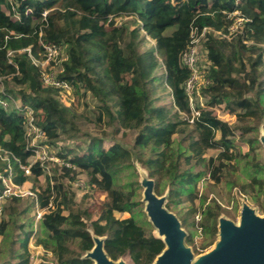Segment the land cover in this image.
<instances>
[{
  "label": "trees",
  "instance_id": "obj_1",
  "mask_svg": "<svg viewBox=\"0 0 264 264\" xmlns=\"http://www.w3.org/2000/svg\"><path fill=\"white\" fill-rule=\"evenodd\" d=\"M44 10V23L50 31L44 32L42 39L64 46L67 55L57 78L77 90L81 83L90 91L98 101V119L104 114L118 128L135 130L134 152L153 181V192L164 196L167 204L178 205L184 199L190 204L179 216L182 226L189 230L200 226L204 235L214 237L221 209L214 201L202 211L198 209L197 183L204 173L208 181L220 183L241 160H245L251 177L239 184L240 191H252V199L264 213L263 166L254 161L255 150L263 149L258 125L264 118V0H0V76L3 84L11 77L22 85L18 98L32 107L34 122L43 130L44 143L49 147L74 124L75 113L59 101L57 88L43 82L29 55L42 58L38 32ZM233 11L244 18L239 28L242 34L227 38L209 31L200 41L210 80L200 93L211 107L223 104L236 116L237 124L230 125L198 104L199 114L189 121L191 110L184 83L191 70L181 63V55L188 45L191 26L199 30L207 26L228 34ZM127 16L138 26L129 30L118 24L117 18ZM140 30L155 40L153 49L138 51ZM160 64L170 89V106L156 105L153 97L155 70ZM237 129L240 140L248 145L244 153L236 151ZM26 131L21 113L14 107H0V147L9 160L0 158V195L10 166L13 181L29 184L36 196L33 205L44 210L36 241L53 254L55 264H95L86 256L95 238L102 239L103 252L114 261L128 256L130 264H154L165 243L154 233L141 201L135 199L141 182L117 183L123 168L134 170V153L118 142L105 149L97 136H90L80 152L56 151L57 157L70 164L62 167L64 176L73 179L72 174L84 172L90 184L104 192L105 199L93 218L88 208L74 200L76 192L60 178L52 176V184L47 180L39 190V176L45 174L39 163L30 165V174H25L21 166L27 165L31 156ZM209 149L218 152L206 158ZM197 166L205 169L196 170ZM230 183L238 184L234 180ZM204 202L201 198L200 205ZM26 209L21 212L11 205L12 228L1 229L0 225L7 245L2 264H28L26 246L32 224L18 222L14 216ZM116 213L129 216L120 218ZM192 239L189 231L185 241Z\"/></svg>",
  "mask_w": 264,
  "mask_h": 264
},
{
  "label": "rangeland",
  "instance_id": "obj_2",
  "mask_svg": "<svg viewBox=\"0 0 264 264\" xmlns=\"http://www.w3.org/2000/svg\"><path fill=\"white\" fill-rule=\"evenodd\" d=\"M116 20L118 24L121 23L125 25L129 30L138 26V23L134 22L132 17L130 16L117 18ZM240 26L241 25H239V27L235 32H233V34H242L241 30L239 29ZM43 30L47 33L50 31L46 23H44ZM234 39H236V37H234ZM138 40H140L137 46L139 52L153 49L155 46V40L146 35L143 30H140L139 32ZM199 50L201 51V59H198V66L199 68L204 69L206 65L205 55L200 47ZM163 72V66L160 64L155 70L157 79L153 82V97L155 99L156 105L164 104L170 106L172 104L170 89L164 83ZM262 78L264 79V75L262 76ZM4 86L6 91L12 94L15 98L19 97L18 90L22 87V85L17 84L11 77H9V79L4 82ZM78 86V90L73 87L71 88V90H69V92L65 93L62 91L57 96L61 103L71 107L74 111V124L70 125L67 132H61L59 134L58 143H55L53 146L50 145L48 147L50 158L44 161L45 174L39 176V180L41 183V187H39V190L41 191L42 188H44L47 180H49L50 184H52V176L60 178L63 182L67 183L72 190L76 192L74 200H76V202H78V204H80L82 207L88 208V210L93 213V218H95L100 203L105 199L104 192L101 189L99 190L98 188L92 186L89 182V176H87L84 172L72 174L73 179H70L68 176H64L62 168L63 165L59 162L61 159L55 154L56 151L58 152L60 150H65L69 154H72L73 152H80L85 147V144L87 143L90 136H97L102 138L103 147L105 149L108 148L113 142H118L124 148L129 149L132 153H134L132 157L134 170L123 168L117 177V183H124L128 180H138L139 182H141V186L137 189L138 196L135 199L141 201L140 207H143L144 210L147 201L144 199L143 190L146 186L145 181L149 178L147 177V169L141 162L137 160L134 152L133 142L136 133L135 130L118 128L117 123H109L107 116L104 114L102 115L101 119H98V112H100L98 101L90 91L84 90V87L81 83L78 84ZM201 97L202 96L199 89L195 96V102L200 107L209 110L212 114L216 115L218 118L224 121H227L230 125L237 124L236 116L230 113L223 104L211 107ZM258 135L261 140L264 139V118L258 125ZM239 136L240 131L237 129L235 130L234 134L236 151L244 153L248 150V145L244 141L240 140ZM217 152L218 149H209L204 156L206 158L215 156ZM255 155L256 160L254 161L260 162V164L263 166L262 173L264 174V144L263 149L257 148L255 150ZM28 160L32 161L30 157ZM195 169L204 170L205 168L203 166H197L195 167ZM247 170V168L245 169V160H241L237 164V169L234 172H229L228 174L225 173L223 180L220 183H214L211 180L208 181L209 176L207 173H204L199 179L196 192L198 197L196 198L195 205L200 211H202V209L207 204H211L212 201H214L220 206L221 209V213L218 218L217 233L212 239L211 237H207L203 234L202 228L200 226L197 230H195L194 228L189 230L181 225L179 216L185 213L190 205L187 200L184 199L178 205L172 203L167 204L165 197L160 196L162 200L161 206L172 213L180 222V228L183 232V244L192 253L191 264H193L200 256L211 252L216 243L220 240V219L229 221L234 225L239 226L241 221V209L244 204H246L258 217H264V213L252 199L253 192L240 191L239 184L248 182L251 177L248 173L249 171ZM131 172H134V175L131 174L132 176H130ZM231 180L236 181L238 184H231ZM75 182L81 184L76 186L74 184ZM10 185L16 188L15 193L17 194L7 196L6 199L4 197L0 200V206L2 207V209L0 210L1 229H4L5 227L12 228V226H10L11 219L9 217V210L11 205H14L15 208L17 210H20L21 212L24 210V208H27L23 213L14 216L18 222L25 224L27 222H30L32 224V234L29 237L26 246L28 264H55L53 254L50 251L45 250L42 245L38 244L36 241V235L39 231L41 216L43 215L44 210L37 209L33 205L35 197L26 192H32L29 187L30 185L27 183L17 184L14 181ZM12 197H15L17 200L14 201ZM201 198L205 199L203 205H200ZM3 206H5L6 208L5 212L3 211ZM116 216L120 218H126L129 216V214L116 213ZM188 230L193 234L192 242L185 241L189 232ZM154 233L157 236L163 237V235L160 234L159 229L156 227H154ZM97 239V241L101 240V238ZM210 239L211 243L209 244L208 241ZM18 244L19 242L16 243L15 246L17 247ZM0 251L2 252V254L0 255V264H2L1 262L5 261L7 257V245L6 243L4 244V235L2 234H0ZM13 261L14 260H12V262ZM117 262H121L122 264L131 263L128 256L120 258L119 260H117Z\"/></svg>",
  "mask_w": 264,
  "mask_h": 264
},
{
  "label": "water",
  "instance_id": "obj_3",
  "mask_svg": "<svg viewBox=\"0 0 264 264\" xmlns=\"http://www.w3.org/2000/svg\"><path fill=\"white\" fill-rule=\"evenodd\" d=\"M260 141L264 144V139ZM145 183L144 211L165 243V249L157 255L154 264H191L192 253L183 244L180 222L161 206L162 196L153 192V181L148 179ZM240 219L239 226L220 219V240L211 252L200 256L193 264H264V217H258L244 204ZM97 240L94 239V247L86 256L95 264H122L109 258L102 250V239Z\"/></svg>",
  "mask_w": 264,
  "mask_h": 264
},
{
  "label": "built area",
  "instance_id": "obj_4",
  "mask_svg": "<svg viewBox=\"0 0 264 264\" xmlns=\"http://www.w3.org/2000/svg\"><path fill=\"white\" fill-rule=\"evenodd\" d=\"M42 16V24L40 25V30L38 32L39 35V44L43 47V55L42 58H35L31 54L32 63L39 68L40 75L45 84L51 85L58 89L60 92H69L72 86L66 81L57 78V74L63 71L62 62L67 59V55L64 49V46L54 45L44 42L42 39V35H44V20L47 16V10H44L41 13ZM229 16H233V23L229 26V33L222 34L220 31H215L211 27L203 26L200 30L196 26H191L190 30V39L188 41V45L183 51L181 55V63L187 66L191 70L190 77L184 83L185 94L188 99V104L191 110V119L199 114V110L197 109V103L195 102L197 91L204 85L210 82L209 78L206 75L204 69L199 68L198 59H201V51L199 50L200 41L205 38V35L209 31H214L215 34L230 38V35L236 31L239 25L242 24L244 18L239 14L238 11H233ZM29 52V49H25ZM11 52H8L9 55ZM200 57V58H199ZM57 65V66H55ZM3 77L0 76V107L5 110L14 109L21 113L26 121V146L27 149L31 151L30 158L32 161L28 160V164L21 166L25 172V174L29 175L30 165L34 163H39V165L44 167V161L49 157L48 146L44 143L45 135L43 130L35 124L34 122V112L30 105L22 104L19 98H15L12 94H9L5 91V87L2 81ZM0 158L8 160V154L0 147ZM63 166L70 167L68 162L59 161ZM4 183V190L0 195V200L4 197L11 196L15 193L16 188L12 187L10 184L12 181V172L10 166H8V174L5 178L2 179ZM76 186L81 183H74ZM28 194L33 195L35 198V193L32 191H26ZM1 204V201H0ZM2 207L0 206V210ZM39 213V212H38ZM196 219L199 221L200 215H196Z\"/></svg>",
  "mask_w": 264,
  "mask_h": 264
},
{
  "label": "bare ground",
  "instance_id": "obj_5",
  "mask_svg": "<svg viewBox=\"0 0 264 264\" xmlns=\"http://www.w3.org/2000/svg\"><path fill=\"white\" fill-rule=\"evenodd\" d=\"M214 248H215V246H214Z\"/></svg>",
  "mask_w": 264,
  "mask_h": 264
}]
</instances>
